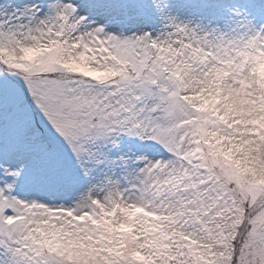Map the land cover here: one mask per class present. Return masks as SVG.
Segmentation results:
<instances>
[{
  "label": "snow or ice",
  "instance_id": "obj_1",
  "mask_svg": "<svg viewBox=\"0 0 264 264\" xmlns=\"http://www.w3.org/2000/svg\"><path fill=\"white\" fill-rule=\"evenodd\" d=\"M0 264H264V0H0Z\"/></svg>",
  "mask_w": 264,
  "mask_h": 264
}]
</instances>
